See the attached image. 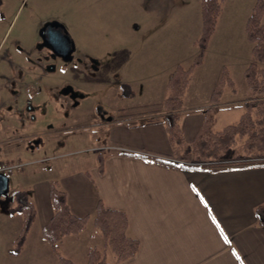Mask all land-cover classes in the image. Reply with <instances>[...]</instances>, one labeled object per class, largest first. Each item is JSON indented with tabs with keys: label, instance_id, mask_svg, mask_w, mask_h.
<instances>
[{
	"label": "crops",
	"instance_id": "1",
	"mask_svg": "<svg viewBox=\"0 0 264 264\" xmlns=\"http://www.w3.org/2000/svg\"><path fill=\"white\" fill-rule=\"evenodd\" d=\"M19 1L12 0L9 6ZM81 9L84 15L83 10L87 8L81 6ZM9 11L0 0V46L14 27L15 15L10 20V15L5 17ZM30 11H36L34 5ZM248 16V12L242 16L240 27ZM219 19L204 61L194 70L178 111L183 145L176 149L170 142L162 123L166 114L162 107L146 112L131 109L129 115L117 113L116 118L98 124L108 126L112 134L109 145L103 147L105 152L92 157L89 168L73 167L78 160L88 162L86 158H69L56 162L54 170L58 177L42 185L36 183L28 187L25 178L18 177L13 194L17 190L26 191L36 214L26 243L16 259L27 249L31 232L34 229L41 232L52 217L49 186L55 181L64 191L71 213L76 217L90 218L86 228L89 224L93 226L91 218L98 204L125 215L127 235L137 240L138 250L120 264H264V223H258L255 213L264 205V164L221 169L187 164L189 154L193 155L192 141L206 114L212 116L211 132H220L239 120L244 112L243 102L250 99L248 89L239 91L233 75L243 76L252 46L247 39L245 43L239 40L240 44L234 50L236 53H229L233 49L230 45L232 31L224 28V34L218 40L217 33L222 30ZM47 21L52 19L45 17L26 25L27 30L35 31L33 35L31 32L28 43L35 41L36 30ZM194 53V50L190 51L188 60ZM158 64L162 66L163 62L158 61ZM261 67L264 70V64ZM223 68L228 71L235 92L226 87L220 99L213 103L211 94ZM170 70L156 74L158 83L164 84L165 74L168 71L169 75ZM233 115L238 119L230 123ZM185 145L188 148L183 152ZM193 161L200 160L195 158ZM9 184L10 180L8 187ZM14 214L18 213L6 211L1 214L6 217L3 219L14 221L6 239L11 245L19 234L22 221ZM79 235L73 239L80 240ZM0 256L3 257L1 251Z\"/></svg>",
	"mask_w": 264,
	"mask_h": 264
},
{
	"label": "rangeland",
	"instance_id": "2",
	"mask_svg": "<svg viewBox=\"0 0 264 264\" xmlns=\"http://www.w3.org/2000/svg\"><path fill=\"white\" fill-rule=\"evenodd\" d=\"M11 1L1 0L3 7L10 10L5 17L10 15V20L15 15L13 30L7 34L4 46L19 39L22 47H30L27 39H31L35 31L27 30L26 25L36 23L39 19L46 17L63 24L75 45L73 60L67 63L57 61L55 71L49 74L50 82L54 81L55 90L64 84L71 85L82 97L77 105L70 104L66 97L56 99L53 109L55 123L51 128L40 125L37 143L32 150L29 143H26L12 155H0V161L12 159L33 162L9 177L7 196L0 197L1 214L9 211L13 205V191L18 177L25 178L28 187L36 183L42 185L43 182L58 177L54 170L56 162L69 158H86L88 162L78 160L73 163V167L89 168L90 159L103 154V147L110 143L111 129L98 125L102 116L116 118L117 113L131 114V109L146 112L147 109L150 111L162 107L170 73L177 65L186 68L191 64L199 52L195 42L201 32V0H20L9 6ZM255 2L256 0H222L223 13L220 19L218 17L222 30L217 33V38L220 39L226 27L232 31L233 40L230 45H233V49L229 53H236L234 50L240 44L239 40L246 42L244 25L247 18L240 27L241 18L246 12L250 14ZM32 5L36 10L34 13L30 11ZM81 6L87 8L86 11L83 10L84 15ZM18 8L20 9L17 10ZM192 50L195 52L194 56L188 60L187 56ZM206 53L207 48L204 58ZM91 58L97 64L95 69L87 66ZM158 61L163 62V65L158 64ZM169 68L171 70L168 75ZM166 69L168 71L164 84L158 83L156 74ZM233 76L239 91L246 92L248 88L242 74ZM253 97L250 92V99L247 101L256 100ZM52 106L47 105V109L52 110ZM165 116L166 114L163 115ZM237 119L233 115L229 121L233 123ZM245 138L236 137L235 145L222 153L218 160H201L192 152L187 164L200 168L210 167L209 165L237 166L264 158L257 157L252 151H245ZM187 148L185 145L182 151ZM195 158L201 161H193ZM1 214L0 251L3 257L0 256V264H58L56 255L38 229L31 232L28 247L18 259L15 258L16 255H11L8 251L11 244L6 239L14 221L3 219L6 217ZM14 215L20 220L18 214ZM79 236L80 240L73 239V236L65 237L59 244V255L75 264H86L87 252L96 248L106 251L109 261L115 260L109 248H104V239L93 226L89 224Z\"/></svg>",
	"mask_w": 264,
	"mask_h": 264
},
{
	"label": "trees",
	"instance_id": "3",
	"mask_svg": "<svg viewBox=\"0 0 264 264\" xmlns=\"http://www.w3.org/2000/svg\"><path fill=\"white\" fill-rule=\"evenodd\" d=\"M201 32L195 42L198 53L188 67L177 65L170 73L166 83V96L162 102V109L166 116L162 118L170 142L176 149L183 145V139L178 125V111L182 107L183 95L194 70L204 59V51L215 31L218 17L222 11V0H201ZM264 3L256 0L244 26L247 41L251 44V60L243 72V78L248 90L256 100L243 104L244 112L239 120L224 127L220 132L213 133L209 129L212 116L206 114L204 123L191 144V150L201 160H218L219 156L235 145L236 137H246L245 151H252L257 157H264ZM229 87L235 92V86L228 71L223 68L212 94L211 102H217L224 89ZM200 160V161H201ZM264 164V158L254 162H244L239 165ZM208 169H221L232 166L209 165ZM49 198L52 206V217L42 227L41 235L57 257L58 264H75L58 253L59 244L65 237L77 236L82 233L90 221L88 216L76 217L67 205L66 196L58 184L53 181L49 186ZM14 206L9 213H18L21 218V228L18 236L8 250L11 255H18L25 243L30 228L35 219V209L29 201L26 191L17 190L13 194ZM258 223H264V205L255 211ZM93 227L104 239V248L108 247L115 260L109 261L104 250L91 248L87 252L86 264H120L133 257L138 249L137 240L127 235V220L123 213L105 209L98 204L94 216L91 218Z\"/></svg>",
	"mask_w": 264,
	"mask_h": 264
},
{
	"label": "flooded vegetation",
	"instance_id": "4",
	"mask_svg": "<svg viewBox=\"0 0 264 264\" xmlns=\"http://www.w3.org/2000/svg\"><path fill=\"white\" fill-rule=\"evenodd\" d=\"M5 44L6 40L0 46V155L4 157L12 155L26 143H29L30 150L33 149L40 125L51 128L55 123L53 109L57 98L66 97L70 104L77 105L82 97L71 85L64 84L55 90L54 81L50 82L49 74L55 71L56 62H71L75 51L73 42L72 52L68 53L70 45L58 37L56 29L39 27L35 41L29 43L28 48L22 47L19 39H14L8 46ZM87 66L97 68L92 58ZM49 104L53 105L52 110L47 109ZM105 119L110 118L101 117V120ZM32 163L2 160L0 164L21 167L9 174H1L9 179Z\"/></svg>",
	"mask_w": 264,
	"mask_h": 264
},
{
	"label": "water",
	"instance_id": "5",
	"mask_svg": "<svg viewBox=\"0 0 264 264\" xmlns=\"http://www.w3.org/2000/svg\"><path fill=\"white\" fill-rule=\"evenodd\" d=\"M54 28L56 29V33L58 34V37H62L65 41L68 42L70 45L69 54L72 52L71 44L73 43L70 35L68 34L66 28L64 25L57 21H47L42 25V28ZM8 177L5 175L0 174V197H6L8 193Z\"/></svg>",
	"mask_w": 264,
	"mask_h": 264
},
{
	"label": "built area",
	"instance_id": "6",
	"mask_svg": "<svg viewBox=\"0 0 264 264\" xmlns=\"http://www.w3.org/2000/svg\"><path fill=\"white\" fill-rule=\"evenodd\" d=\"M21 167V166H20ZM19 167V168H20ZM16 166H10V165H5V164H0V174H9L15 169H19Z\"/></svg>",
	"mask_w": 264,
	"mask_h": 264
}]
</instances>
